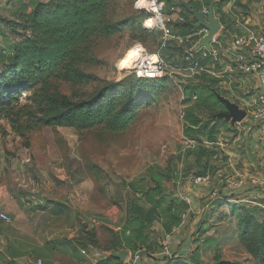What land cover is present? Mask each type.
<instances>
[{
    "label": "rangeland",
    "instance_id": "rangeland-1",
    "mask_svg": "<svg viewBox=\"0 0 264 264\" xmlns=\"http://www.w3.org/2000/svg\"><path fill=\"white\" fill-rule=\"evenodd\" d=\"M29 1L48 0H0V18L12 19L22 3ZM138 1L114 0L110 9L111 18L129 21L121 32L99 40L90 52L91 63L82 65L96 78L85 84L60 81L57 83L58 90L77 99L93 95L105 81H120L129 75L158 79L138 76L137 69L123 67L126 54L138 44L144 47L147 54H152L151 58L157 54L163 58L167 68L165 75L172 83L156 98L144 102L137 119L120 133H110L103 128L79 131L59 126L55 129L45 127L25 138L13 133L9 120H0V212L10 217L8 222L0 220V264H38L39 260L42 264L96 263L116 240L117 233L120 234L129 224L127 212L133 198H140L144 205H149L150 196L143 191L154 187L151 176L160 179L162 189L167 192L161 199L165 209L173 200L181 202V194L184 193L189 194L198 206L209 200L206 213L213 215L210 222L201 221L203 214L199 216L201 226L195 227L192 224L195 216L190 213L175 232L177 244L176 247L174 242L172 244L174 253L179 252L186 242L192 244L193 249L200 246L198 264H217L216 251L220 253V259L228 264H261L240 243L238 220L228 215V206L223 204L213 208L215 194L225 191L228 178L224 176L225 185L219 187L213 178L203 181L204 184L187 179L175 184L157 172L172 168L176 178L177 173L184 172L188 166L191 170L186 176L192 177L204 171L194 162L192 151L197 148L198 142L185 132L184 112L199 101L191 99L194 93H198L191 92L190 88L200 83L203 77H217L183 71L186 47L172 41L168 47L162 48L161 30L145 25L146 19L153 13L149 9L138 8ZM164 2L167 7L168 3ZM176 4L179 2L176 1ZM199 5L203 7L201 3ZM143 11L147 12L146 17L141 15ZM3 21L0 20V25ZM184 24L175 23L176 32L186 34L181 31ZM8 47V39H0V50ZM180 48L182 53L176 51ZM172 52L173 56L169 58ZM218 82L209 81L212 91L209 90L208 94L212 97L205 96L206 91L202 93L203 99L226 111L217 94L218 100L211 95L216 93L214 89L220 95L227 94L224 92L226 84L218 85ZM233 89L235 95L230 99L247 110L246 101L254 96V91L244 94L240 89ZM230 126L221 122L218 128L225 139L233 141L235 133L241 131ZM205 145L209 144L205 142ZM217 160L225 163V154L218 158L214 156L213 161ZM142 177H145L144 181ZM132 182L137 191L130 187ZM263 200L258 198L256 203L246 204L262 208L263 213ZM59 203L64 206H59ZM222 211L228 217L219 218ZM209 223L211 225H207ZM152 227L159 233L158 243H162L169 231L162 230L157 222ZM90 231L96 232L98 247L82 244V241L89 243ZM207 237H213L215 241L204 242ZM83 249L86 254L82 253ZM97 252L101 255L96 256ZM190 257L187 255L177 260L192 264ZM127 262L131 263V255Z\"/></svg>",
    "mask_w": 264,
    "mask_h": 264
},
{
    "label": "trees",
    "instance_id": "trees-1",
    "mask_svg": "<svg viewBox=\"0 0 264 264\" xmlns=\"http://www.w3.org/2000/svg\"><path fill=\"white\" fill-rule=\"evenodd\" d=\"M162 1L170 4L178 0ZM187 1L193 7L201 9L199 4L202 0ZM203 1L210 5L212 0ZM113 3L114 0L29 1L27 4L22 3L12 19L0 18L4 20L0 25V36L8 39L9 44L6 49L8 53L0 57V120H9L13 133L28 138L31 133L45 127L55 129L59 126L72 127L79 131L103 128L110 133L124 132L137 119L144 102L152 97L156 98L172 83L168 75L153 80L129 75L120 81H105L93 95L85 98L75 99L58 90L57 83L60 81L85 84L96 78L95 74L85 71L82 65L91 63L90 52L99 40L121 32L129 21H115L111 18L110 9ZM183 10L187 21L181 31L186 34L194 32L197 29L194 26L196 20L186 9ZM141 15L146 17L147 12L143 11ZM176 51L182 53V48ZM172 56L173 52L168 57ZM218 80L203 77L200 83L192 86L190 90L198 93L199 101L189 106L184 114L185 132L198 142L197 148L192 151L194 162L203 170L207 166L209 176L215 170L212 163L213 157L218 153L215 146L220 134L218 126L221 122H229L216 117L222 108L203 99L202 93L206 91L205 96L212 97L208 94L211 90L209 81L216 83ZM214 90L216 93L211 95L218 100L216 94L219 92ZM23 92H27V95L22 100ZM205 142L212 145H205ZM190 170L191 166H188L186 175ZM157 172L168 181L175 179L172 168L162 172L159 169ZM151 177L155 182L154 187L152 190L143 191L150 196L149 205H144L140 198H133L127 212L129 224L120 234L117 233L116 240L105 249L107 252L117 248L135 252L142 248L149 255L160 253L162 243H158L159 236L152 229V225L155 222L161 223L169 234L174 226L181 225L189 204L182 199L178 203L173 200L165 209L161 205L165 194L160 179ZM224 185V181L216 183L217 187ZM130 187L137 189L133 182ZM229 198L230 195L219 191L214 197L213 208L217 209L223 204L228 206V215L238 220L240 243L254 259L264 264L263 209L256 205L231 202ZM59 206L64 204L59 203ZM228 215L222 211L219 218H226ZM212 216L205 213L200 219L210 222ZM90 233L89 243L82 241V244L98 247L96 232ZM206 240L208 243L215 241L213 237L205 238L204 242ZM199 247L198 245L190 253H175L172 258L167 259L166 264H186L177 258L187 255L191 256L192 264H198ZM107 252L96 264H129L107 255ZM220 256L216 251L217 264H228Z\"/></svg>",
    "mask_w": 264,
    "mask_h": 264
},
{
    "label": "built area",
    "instance_id": "built-area-1",
    "mask_svg": "<svg viewBox=\"0 0 264 264\" xmlns=\"http://www.w3.org/2000/svg\"><path fill=\"white\" fill-rule=\"evenodd\" d=\"M150 6L148 9L153 13V16L156 20V25L153 29L158 28L162 32V36L160 39V43L162 48L168 47L172 41H175L180 46L186 47L184 49V61L188 63L187 66L182 67V70L185 72L192 71L195 74H209L211 76L221 78L223 75L222 71H219L216 66L222 63V51L224 50V43L222 40L217 38V35L214 37L211 45L212 48L208 49L206 47H202L199 51L194 52L193 49L196 45L201 41L203 37H205L208 33L207 28H197L191 34H181L176 32L175 23H184L187 21V15L184 10L181 8L179 4H174L171 7H166L164 1L158 0H149ZM208 5H203L200 9L205 14L206 17L208 15ZM147 23V19L145 21V25ZM151 29V28H150ZM232 54L230 53L229 63L234 71L241 72L246 76L254 77L260 87H264V31L261 32H248L245 35H240L234 38L232 41V46L230 48ZM158 56L157 61L153 64L148 65L145 68V73L143 75L140 74L139 70H136L138 76H146L149 78H161L165 76L167 68L164 65L163 58ZM147 70H151L153 72H159L161 76L159 77H151L152 74L147 73ZM180 70V69H179ZM27 92H23L22 96L26 97ZM193 101L198 99V94L194 93L191 97ZM248 105L247 116L246 118L238 123V127L240 129H252L253 127L259 126L261 127V140L264 141V90L256 91L255 95L249 100L246 101ZM185 114V112H184ZM217 157V156H216ZM196 184H200L203 181L209 179V175L207 178L201 176L199 173L193 175L191 178ZM251 182L253 184V188L256 191L249 194V201L252 203H256L258 199V195L260 191H264V174L258 177H252ZM227 186L231 188H238L244 184H246L245 178L236 177V178H228L226 181ZM216 195V194H215ZM182 200L186 201L189 206L192 204V200L189 195L183 194L181 195ZM253 200V201H252ZM190 214V208L183 214V221L181 225L184 223L187 216ZM0 220L4 222H8L10 217L5 212H0ZM97 222V220H95ZM177 228L173 230L172 233L167 234L166 238L162 241V247L160 253L158 254L157 261L153 264H166L167 259L172 258L175 253L172 250V244L175 237V232ZM145 249H138L133 252L131 255V263L137 264L142 261L145 255L154 257V255L146 254ZM180 251L185 252H193L192 244H185L183 249ZM86 250L83 249L82 253L86 254ZM99 252L96 253V256H100ZM38 264H42V261L39 260Z\"/></svg>",
    "mask_w": 264,
    "mask_h": 264
},
{
    "label": "crops",
    "instance_id": "crops-1",
    "mask_svg": "<svg viewBox=\"0 0 264 264\" xmlns=\"http://www.w3.org/2000/svg\"><path fill=\"white\" fill-rule=\"evenodd\" d=\"M200 2L202 3V5H208L203 0ZM174 4L176 3L172 2L168 4L167 7L169 8ZM214 11L215 16L219 19L222 25L221 30L217 34V38L222 40L224 43V50L222 51V63L216 66L219 71L223 72V75L221 77L222 79L218 80V85L223 82L226 84L227 89H225L224 92H227V94H223L226 98L230 99L235 95V90L233 88L244 91V94H246L245 92L249 93L251 92V90H253L254 95L256 91L262 89L264 90V87H260L254 77L246 76L241 72L234 71L229 63V59L231 58L230 53L232 54L230 48L232 46V41L234 40V38L240 35H245L248 32L264 31V0H217ZM2 38L3 36H0V39ZM6 53H8L7 50L1 49L0 57L2 54ZM187 65L188 63L185 62L184 66ZM230 100L232 102H235L232 99ZM230 124L231 123L225 125L229 127ZM230 128H238L241 133H235L233 141H228V139H225L221 134H219L218 142L215 143L218 153L215 156H217L218 158V156L225 154L226 162L219 163L218 160L213 162L212 164L213 167H215V170L210 173L209 179L211 180L213 178V180L218 182L223 181L224 176L225 179L229 177L236 178V176L245 178L246 184L238 188H231L229 186H226L223 193L225 195H230L231 198H229V201L231 202L233 201L239 203H247L250 200L249 194L256 191L255 188H253L254 186L250 179L252 177L263 175L262 169L264 168V159H262V157L264 156V141L261 140V127L259 125L253 127L252 129L243 130L240 129L241 127H238L237 123L236 125L231 124ZM209 145L211 146L212 143H209ZM222 166H224V168L220 169ZM224 174H227V176ZM190 178L191 176H186L185 170L184 172L177 173V177L175 178L176 180L171 181L176 184L180 183L181 180L187 179L190 182ZM258 196L259 199H264V191H260ZM208 202L209 200L207 199L204 201V204L202 206H198L195 201H192V204L189 208L192 216H195L192 221V224H194L195 227L200 224L199 216L206 213L209 207ZM263 203L264 200L263 202H261V204ZM159 224L163 230L164 228L162 224ZM180 226H174L172 230H174L175 228H177L178 230ZM152 229L156 230V228L153 227ZM173 242L174 246L176 247V237H174ZM184 245H182V249ZM132 253L133 252L130 251V254ZM158 256V254H156V256L154 257L145 255L142 261L137 264H153L157 261ZM80 263L84 264L85 262Z\"/></svg>",
    "mask_w": 264,
    "mask_h": 264
},
{
    "label": "water",
    "instance_id": "water-1",
    "mask_svg": "<svg viewBox=\"0 0 264 264\" xmlns=\"http://www.w3.org/2000/svg\"><path fill=\"white\" fill-rule=\"evenodd\" d=\"M179 4L189 12L190 15L194 16L196 22L194 24L195 28H207L208 33L205 37L201 39V41L196 45L193 49L194 52L199 51L202 47H206L208 49L212 48V41L214 37L221 30V23L219 19L215 16L214 6L216 4V0H212L208 7V15L200 10L199 7H193L189 1L187 0H178ZM219 101H221L225 107L226 111H221L217 113L216 117L225 119L230 121L232 125H236L237 123L243 121L247 116L246 109H242L237 103L232 102L230 99L226 98L223 95L217 94ZM201 176L207 178L208 177V167L204 168V171L199 173ZM107 255L113 256L117 259H120L122 262H126L130 256V250L126 248H117L107 252Z\"/></svg>",
    "mask_w": 264,
    "mask_h": 264
},
{
    "label": "bare ground",
    "instance_id": "bare-ground-1",
    "mask_svg": "<svg viewBox=\"0 0 264 264\" xmlns=\"http://www.w3.org/2000/svg\"><path fill=\"white\" fill-rule=\"evenodd\" d=\"M148 6H150L149 0H139L137 3V7L140 9H148ZM156 25V20L154 17H149L147 19L146 27L153 28ZM152 54H147L145 52V49L141 45H136L133 48L130 49V51L126 54L124 61H127L126 65H123L124 68H133L139 70L140 74L143 75L145 73V68L148 67V65L153 64L155 61H157L158 56H154L151 58ZM156 60H153L155 59ZM149 76L151 77H159L161 74L159 72H153L151 70H147Z\"/></svg>",
    "mask_w": 264,
    "mask_h": 264
},
{
    "label": "snow or ice",
    "instance_id": "snow-or-ice-1",
    "mask_svg": "<svg viewBox=\"0 0 264 264\" xmlns=\"http://www.w3.org/2000/svg\"><path fill=\"white\" fill-rule=\"evenodd\" d=\"M126 64H127V61H124V62H123V65H126Z\"/></svg>",
    "mask_w": 264,
    "mask_h": 264
}]
</instances>
